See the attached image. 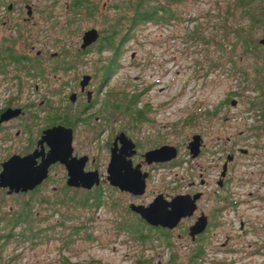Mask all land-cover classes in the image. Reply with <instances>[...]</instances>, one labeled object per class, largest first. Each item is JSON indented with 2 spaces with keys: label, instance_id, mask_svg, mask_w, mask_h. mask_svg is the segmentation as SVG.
I'll return each mask as SVG.
<instances>
[{
  "label": "rangeland",
  "instance_id": "obj_1",
  "mask_svg": "<svg viewBox=\"0 0 264 264\" xmlns=\"http://www.w3.org/2000/svg\"><path fill=\"white\" fill-rule=\"evenodd\" d=\"M61 2L64 4V0ZM130 2L132 0H90L92 5L99 8V12L105 11L109 19L118 15H130L127 9ZM233 2L234 0H183L181 4L172 6V10H176L179 17L170 25H139L133 38L124 47V53L119 59L120 69L109 80L104 91L98 94L99 103L104 100L106 94H118V99L122 98V107L128 103V100H123L125 96L130 99L132 95L141 94L135 109L144 110V107L148 106L146 121L139 122L136 129H131L130 117L122 113V108L119 107L118 112H114L112 108L116 103L121 105L117 100L116 103H108V111L106 110L104 115L106 118L115 117L108 120L111 124L109 129L123 128L129 136L141 143L142 150H154L161 146H173L179 150L180 166L159 167L153 173L147 195L143 199L133 201L135 204L147 203L151 200L152 193L157 191L162 190L170 195L181 192L191 173H194L195 180L198 181L200 168L204 170V179L216 181L225 155L232 145H236L234 142L250 149L252 145L258 144L264 149V132L260 133L258 139L251 138L248 132L250 126L257 124L254 111L249 110V103L260 94L255 88L262 84L258 82L259 78L264 79V46H258L256 55L245 53L233 30L248 27L249 20L242 17L240 11L233 9ZM103 3L107 4L106 8ZM256 4L253 8L257 7ZM229 6L233 10L231 9L232 15L228 16L226 13ZM62 10L64 6H61L60 15L64 14ZM98 14L96 12L90 19L81 18L71 25L69 30L74 32L71 38L62 36L60 26L65 27L63 24L66 18L59 15L56 29L58 34L56 32L55 35L66 46L71 42L76 46L84 30L92 27L100 30L105 28L106 21L100 19ZM194 28L201 31V36L207 37V46L201 41L189 39V32ZM224 28L229 30L226 36L223 35ZM254 31L253 38L257 43L264 36V30L260 28ZM3 34L4 31L0 28V36ZM52 48L51 52H55L54 47ZM109 56L108 51L101 55L93 51L76 65L75 70L66 74L51 71V62H48V68L43 71L41 77V81L44 80L42 83L31 82V79L39 78L32 77L35 71L9 68L7 74L0 75V80H3L0 83V108L14 95L19 97L14 101L16 105L27 101L38 105L37 100L41 96L50 97L53 94L50 91L57 89L64 82L69 83L64 86L65 95L70 94L71 90L79 92L74 79L77 84L83 75L93 76L88 89H96L99 87L101 69ZM16 79L25 82L22 92H17V86L12 85V81ZM35 83H38L37 91L33 90ZM112 100L116 101L114 97ZM89 125H92L93 129L96 128L93 119H90ZM195 135L200 136L203 147L196 158H191L187 145ZM106 137L107 133H104L100 141L104 143ZM91 138L92 133L88 128H77L76 144H82L81 147L77 145L78 152H89L92 156L98 154L103 161L106 152L100 154L93 140L90 142ZM261 161H264V155ZM244 168L248 169L246 175L253 170L251 166ZM244 168L242 170H245ZM161 181L163 183L159 186ZM53 185L60 186L53 182L43 189L52 202L47 206L42 204L40 194L12 196L6 199L4 206L0 202L2 210L11 207V212L22 211L24 204H29L32 215L28 222L33 229L47 226L55 228L54 231H46L49 240L41 244H31L28 240L29 234L18 245L12 240L2 251L0 264H62V257L70 258L71 262L99 261L100 264H136L139 259L150 260V264H170L172 259L174 264H190V258L197 246H202L205 254L195 264H264V210L248 213V216H251V227H247L241 241L233 239L240 234L238 221H233L230 216L225 215L226 222L216 228L211 225L198 241L178 238L177 235H183L184 232L174 229L169 233L171 247L168 248L162 238H157L158 234L150 232L148 228L143 230L144 234L150 236L145 243L135 239L133 233L118 231L116 225L123 219L128 220L124 222L125 225L130 224L137 228L140 224L136 217L126 210L129 198H122L124 202L120 203L119 193L112 188L103 189V204L94 211L71 206L68 198L81 200L85 192L68 188L62 189L65 193L62 197L65 203L54 204L58 195L52 194ZM201 204L207 210L211 201H203ZM62 222L65 227L59 225ZM188 224L189 222H186L185 227ZM81 225L86 226L85 233L90 234L92 240H83L84 233H81L69 241V246L63 247L60 239L69 234V228ZM23 229H27V226L23 225L16 231ZM226 233L232 236L231 240L226 241ZM14 256L18 257L14 259Z\"/></svg>",
  "mask_w": 264,
  "mask_h": 264
},
{
  "label": "flooded vegetation",
  "instance_id": "obj_2",
  "mask_svg": "<svg viewBox=\"0 0 264 264\" xmlns=\"http://www.w3.org/2000/svg\"><path fill=\"white\" fill-rule=\"evenodd\" d=\"M78 2H81V4L77 5L76 3ZM61 6H64V10H62L64 14L62 15H60ZM106 6L107 4L103 3V7L106 8ZM96 12L97 14L99 13L98 15L102 20L108 16L104 13L105 11L99 12V8L92 5L90 0H64V4L61 0H0V28L4 31V34L0 36V51L10 57L8 61L4 58V61L7 63L5 64V69L7 70L9 68H15L19 71H22V69L45 71V69L48 68L46 67L48 66V62H51V71L66 74L75 70L76 65L85 60L86 56L91 52L94 51L97 55H101L105 51L110 52L107 63L101 69L98 88L88 89L93 76L83 75L77 84L74 79L75 86L79 88V92L71 90L70 94L65 95L64 86H67L69 83L64 82L57 89L50 91L53 93L50 97L48 95L45 97L41 96V98L37 100L39 101L38 105L33 103V101H27V103L16 105L14 101L19 97L18 95H14L13 97L10 96L7 100V104L0 108V117L7 109H20L17 116L11 117L0 123V173L3 170L4 163L10 158L14 156L24 157L34 154L35 152H38V154L41 153V156L36 159L35 167L37 168L41 165L42 158L45 159L47 157L49 151L48 143L44 139V137L47 138L45 131L54 128H63L71 131L72 153L69 159L73 158L80 160L81 158H86V160L83 161L82 172L84 174L95 173L96 175H91V178H97L98 184L93 185L90 189L68 186V171L66 165L56 162L47 167L45 179H43L32 191L8 194V188H0L1 204L5 205L6 199L12 196H31L40 194L42 204L46 206L50 205L52 203L49 201L50 196L44 192L43 189L47 184L53 182L60 185H53L51 190L52 194L58 195L56 198L57 201H54V204L63 203L62 197L65 194L64 190H62L63 188L83 191L90 194L98 190L103 194V189L105 187H110L119 193L120 203L124 202L122 198H129L126 210L130 212V215L132 214L134 217L138 216L140 218L138 214L129 209L131 204L147 207L159 195H163L164 199L167 201H170L171 198L178 195L190 197L199 195L195 203L196 210L193 212L192 216L181 219L175 228V230H182L184 232L183 235L178 234L177 237H185L189 238L191 241H198L202 239L211 225H214L216 228L220 226L221 223L226 222L227 219H225L224 216L228 215L233 221H238V232L240 234L233 237V239L241 241L242 237H244L247 232V227H251V216H248V213L251 211L264 210V161H261L262 155H264V149H262L263 146L258 144L252 145L250 149L247 146H238V144L234 142L233 144L236 145H232L231 150L225 155L224 162L221 164L220 171L216 176V181L215 179H204V170L200 168L198 172V181L195 180L194 173H191V176L185 180V187L181 192L170 195L161 190L152 193V198L147 203H133V201L143 199L147 195V188L153 179V173H155L159 167L180 166V155L178 150L176 158L169 162L148 163L144 157L145 153L148 151L142 150V145L137 139L129 136L123 128L118 130L109 129L111 124L108 120L114 119L115 117L109 116L106 118L104 115L109 107L108 103L118 102V96L106 94L104 100L100 103L98 102V94L104 91V88L107 87L110 80L105 78L103 69L108 65V61L113 54L112 51L107 49L101 50L103 39L102 30L96 27L84 30L81 32L76 46L73 42L66 46V44L64 42L61 43V40L55 35L58 26L57 16H65L66 21L65 24H63L65 27L60 26V32L63 33V37L70 36L71 38L74 32L70 31L69 27L75 24V22L80 21L81 18L90 19L94 17ZM91 29L97 31L98 38L90 45L82 48L84 34ZM262 38H264V36ZM52 47H54L55 52H51L53 49ZM11 55L19 57L16 59V62H10L12 60ZM115 73L111 74L112 77ZM84 77H89V81L82 89L80 83ZM2 81L0 80V83ZM32 81L40 82L41 77L31 79V82ZM43 81H41V83ZM24 84L25 82L21 79L12 81V85L17 86V92H22V85ZM37 85L38 83H35L33 90H38ZM109 97L111 99H108ZM112 97H114L116 101H113ZM44 103L45 105H43ZM50 104L51 107L49 106ZM115 105L116 106L112 105V108H114V112H118V103ZM49 107L51 109H49ZM36 108L38 109L35 110ZM90 119L94 120V124L96 125L95 129H93L92 125H89ZM254 119L257 120V124L250 126L248 132L251 138L258 139L261 135L260 133L264 132V112L260 110L257 111V114L254 115ZM100 121L102 123H99ZM79 127H86L90 130L92 133L90 142L93 140L100 154L104 151L106 152L103 161L100 160L98 154L92 156L89 152H78L77 145L80 147L82 146L81 143L76 144V133ZM104 133H107V137L103 143L100 141V138ZM122 133L131 140L134 145L133 151H135V153L127 157L126 160L131 161L132 167L137 168L140 175L145 180L146 188L144 194L141 196H135L129 192H121L118 188L108 183V169L112 153L123 155L120 151L122 143L119 139V135ZM61 138V135L57 132L53 135L52 140H60ZM65 140L66 137H64V142ZM189 143L190 142H188V144ZM201 147L203 146H200L199 154L202 152ZM4 152L6 153L3 154ZM129 152H131V150H128V153ZM248 158H251V160ZM77 165L80 166L81 164L77 163ZM224 166H226V172L225 176L222 178L221 173L223 172ZM248 166H251L253 170H250L249 175H246L248 169L244 167ZM242 168L245 170H242ZM191 171L193 172L192 169ZM162 183L161 181L159 186H161ZM203 201H211V206H209L207 210L203 208L201 204ZM11 210V207H9L8 210H4V208L2 210L0 206L1 228L10 229L5 216H7ZM201 217H206L207 226L203 233L196 235L194 240H192L189 236V228ZM186 222H189V224L185 227ZM228 224H230L229 220ZM149 227L164 229L159 226ZM164 230H167L169 233L174 231V229ZM251 230H253V228ZM231 237L228 233L225 234L226 241L231 240Z\"/></svg>",
  "mask_w": 264,
  "mask_h": 264
},
{
  "label": "trees",
  "instance_id": "obj_3",
  "mask_svg": "<svg viewBox=\"0 0 264 264\" xmlns=\"http://www.w3.org/2000/svg\"><path fill=\"white\" fill-rule=\"evenodd\" d=\"M183 0H132L127 6L128 12H130V15H118L114 17L113 19H109L110 17L107 16L104 19V22L106 21L105 28L102 29V48L107 49L109 51H112V54L108 65L105 66L103 69L105 73V78L107 80L111 79L112 73L117 72L120 67L121 63L119 61L120 57L124 53V47L125 45L133 38L134 33L136 31V28L139 27V25L143 24H156V25H170L171 23L178 20L179 15L177 14L176 10H172V6L181 4ZM258 3V4H256ZM77 5L81 4V2L76 3ZM256 4L257 7L253 8V5ZM231 7H228V12L226 15H232L231 14ZM233 9L235 11H240V14L242 17H245L249 20V26L248 27H240L238 29L233 30L237 40L241 41L242 46L244 48L245 53L248 54H254L256 55V50L259 46L258 42L256 43V39L253 38V32L255 33V29H262L264 30V0H234L233 2ZM232 9V10H233ZM180 21V20H179ZM183 21H191V19H183ZM119 28V30H118ZM223 35L226 36L229 33V30L227 28L223 29ZM232 32V31H231ZM120 36V37H119ZM188 36V35H187ZM119 37V39H117ZM189 39H194V41H201L202 44L208 45L209 40L205 36H201V31H198V28H194L191 32H189ZM216 44L219 45L217 42ZM220 46V45H219ZM223 47V46H222ZM224 51V49H223ZM5 60H9V55L3 54L2 51H0V75L7 74V69L5 64H7ZM19 57L11 55V61L10 62H16V59ZM215 65V64H214ZM116 68V69H115ZM259 69H257L258 72ZM34 72V71H33ZM30 75V74H29ZM43 71H35V73L32 75V77H42ZM242 75V74H241ZM263 76V75H262ZM244 79H246L244 77ZM260 85L256 86L255 88L258 89L260 94L256 98H253L252 101L249 103V110L254 111L255 114H257V111L264 112V79L262 80L259 78ZM111 94V93H110ZM115 95L116 97L118 94H111ZM141 94H136L130 96V99L123 98V100H128V103L126 105H123L120 103L122 101V98L118 99L119 103L118 108L124 113L127 117H130V125L131 129H136L139 122L146 121L145 114L148 112L149 108L144 107V110H136L135 107L137 106L139 96ZM122 96V95H121ZM119 95V97H121ZM51 107V104L49 105ZM49 107V109H51ZM119 110V111H120ZM65 195V194H64ZM84 198L81 200H75L74 197L68 198V203H71V206L76 205L78 208L87 209V210H98L102 204V194L97 190L96 192L90 194L85 192ZM65 200V199H64ZM63 200V203L65 201ZM61 204V203H60ZM31 209L29 204H24V210L22 211H12L5 216V219L8 221V225L10 226V229L7 230L5 228L0 227V258L2 251L11 243L12 240L15 245H18L21 243V240L26 239V235L29 234L30 237L28 240L31 241V244H41L44 241L49 240V236L46 233V231H54V227H43L33 229L32 226H30V222L28 220L30 219ZM63 217V215H62ZM136 219L138 220V223L140 224L137 228L133 227L132 225H125L124 222H127V219H123L120 222L117 223V229L118 231H127L129 233H133L135 239L140 241L141 243H145L149 240L150 236L143 233V230L145 228H148L150 232L154 231L158 234L157 238H162V240L165 242L166 246L168 248L171 247L170 243V234L167 230L164 229H154L149 227L147 224H145L138 216H136ZM27 226V229H23L20 232L16 231L18 228H22ZM61 227H65L64 223H60ZM86 226L81 225L79 227H73L69 228V234H65L62 239H60V242L62 243L63 247L69 246V241H72L74 239L73 237L76 235H79L81 233H84L83 240L88 239L92 240V237L90 234L85 233ZM147 229V230H148ZM157 236V235H156ZM14 238H18L14 239ZM205 254L204 249L202 246H197L195 249L194 254L190 258V264H195L199 260L202 259L203 255ZM18 256H14V259ZM62 264H100L99 261H90V262H71L70 258L68 257H62L61 258ZM150 260H144L139 259L136 261V264H150ZM174 259L171 260L170 264H174ZM3 264H8L3 263ZM217 264V263H216ZM225 264V263H224Z\"/></svg>",
  "mask_w": 264,
  "mask_h": 264
},
{
  "label": "water",
  "instance_id": "obj_4",
  "mask_svg": "<svg viewBox=\"0 0 264 264\" xmlns=\"http://www.w3.org/2000/svg\"><path fill=\"white\" fill-rule=\"evenodd\" d=\"M98 38L96 30L91 29L84 34L82 48L90 45ZM259 45L264 46V38L258 41ZM89 77H84L80 83L82 89L87 85ZM74 97V96H73ZM72 99V98H71ZM20 109H7L0 117V123L11 117L17 116ZM61 135V139L52 140L55 133ZM53 134V135H52ZM44 137L49 146L47 157L42 158L41 165L35 167L36 159L41 153L24 157L14 156L3 165L0 173V188H8V194L26 193L35 189L46 177L47 167L56 162L66 165L68 171L67 185L70 187H82L90 189L93 185L98 184V179L91 178L95 173L84 174L82 172L83 161L86 158L69 159L72 153L71 147V131L67 129H50L45 131ZM52 135V136H51ZM51 137V138H50ZM64 137L66 140L64 142ZM122 143L120 151L123 155L112 153L109 169L108 183L118 188L121 192H129L135 196H141L145 192L146 184L144 178L140 175L137 168L132 167V163L126 160L132 156L135 151L134 145L123 133L119 135ZM201 146V138L198 135L192 137L188 144V150L192 158H196L199 154ZM128 150L131 152L128 153ZM177 156V149L173 146H161L145 153L144 157L148 163L151 162H169ZM154 160V161H151ZM77 163L81 165L78 166ZM226 166L223 168L221 177L225 176ZM83 174V175H82ZM37 176V177H36ZM33 177V178H32ZM36 177V178H34ZM30 179V180H29ZM199 195L175 196L170 201L164 199L163 195L157 196L147 207L131 204L129 209L138 214L140 218L149 226L162 227L164 229H175L181 219L191 217L196 210V201ZM207 226L206 217L198 218V220L189 228V236L194 240L196 235L203 233Z\"/></svg>",
  "mask_w": 264,
  "mask_h": 264
},
{
  "label": "bare ground",
  "instance_id": "obj_5",
  "mask_svg": "<svg viewBox=\"0 0 264 264\" xmlns=\"http://www.w3.org/2000/svg\"><path fill=\"white\" fill-rule=\"evenodd\" d=\"M37 177V176H36ZM36 177H34V178H36ZM33 178V177H32ZM30 180V179H29Z\"/></svg>",
  "mask_w": 264,
  "mask_h": 264
}]
</instances>
